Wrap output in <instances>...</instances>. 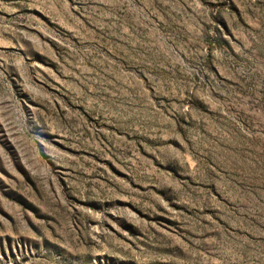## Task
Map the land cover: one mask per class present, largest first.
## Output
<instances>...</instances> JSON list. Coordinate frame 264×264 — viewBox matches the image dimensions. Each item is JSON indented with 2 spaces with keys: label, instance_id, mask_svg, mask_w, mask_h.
<instances>
[{
  "label": "rangeland",
  "instance_id": "1",
  "mask_svg": "<svg viewBox=\"0 0 264 264\" xmlns=\"http://www.w3.org/2000/svg\"><path fill=\"white\" fill-rule=\"evenodd\" d=\"M0 264H264V0H0Z\"/></svg>",
  "mask_w": 264,
  "mask_h": 264
}]
</instances>
